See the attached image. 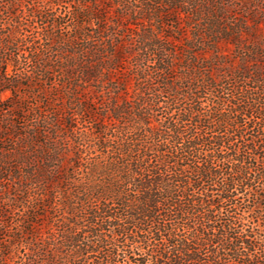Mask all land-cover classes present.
Segmentation results:
<instances>
[{"label":"trees","instance_id":"obj_1","mask_svg":"<svg viewBox=\"0 0 264 264\" xmlns=\"http://www.w3.org/2000/svg\"><path fill=\"white\" fill-rule=\"evenodd\" d=\"M0 264H264V0H0Z\"/></svg>","mask_w":264,"mask_h":264},{"label":"rangeland","instance_id":"obj_2","mask_svg":"<svg viewBox=\"0 0 264 264\" xmlns=\"http://www.w3.org/2000/svg\"><path fill=\"white\" fill-rule=\"evenodd\" d=\"M7 96H9V93H7L5 95V97H7ZM75 126H76V129H82L83 128V125L81 124V122H78Z\"/></svg>","mask_w":264,"mask_h":264}]
</instances>
